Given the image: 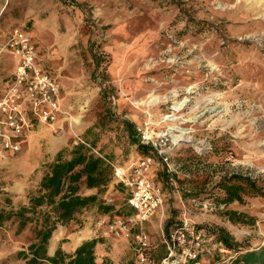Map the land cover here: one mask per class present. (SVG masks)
<instances>
[{
    "label": "rangeland",
    "instance_id": "rangeland-1",
    "mask_svg": "<svg viewBox=\"0 0 264 264\" xmlns=\"http://www.w3.org/2000/svg\"><path fill=\"white\" fill-rule=\"evenodd\" d=\"M176 1L23 0L36 24L28 35L46 56L41 67L60 83L65 114L55 124L36 123L18 153L0 156V210L16 213L27 205L47 164L59 152L67 155L79 139L122 167L138 162L143 156L130 144L124 120L158 150L150 155V176L164 194L163 208L143 226L150 243L145 262L139 260L140 227L128 237L107 234V224L98 221L108 218L94 207L79 216L81 223L59 228L51 255L58 248L73 255L96 239L99 264H162L169 220L206 229L211 239L200 264L232 256L211 237L218 226L252 249L264 245V198L225 205L183 196L211 192L233 175L264 184V0ZM185 13L210 22L213 31L179 34ZM7 43L0 45V87L16 64ZM95 55L105 58L96 80ZM191 153L199 158L189 159ZM165 156L175 170L170 187L159 180L169 170ZM117 183L106 202L121 210L129 192ZM227 209L249 215V221H228ZM17 227L16 217L0 226V264H26L19 253L34 235L17 234Z\"/></svg>",
    "mask_w": 264,
    "mask_h": 264
},
{
    "label": "trees",
    "instance_id": "trees-1",
    "mask_svg": "<svg viewBox=\"0 0 264 264\" xmlns=\"http://www.w3.org/2000/svg\"><path fill=\"white\" fill-rule=\"evenodd\" d=\"M170 3L177 5L175 3L178 2L170 0ZM182 17L181 15L180 18ZM182 21L184 24L179 34H186L189 31H194L196 34L213 31L210 22L196 20L190 14L185 13ZM95 56L94 80L97 77V69L102 67V62L105 60L103 56ZM11 77L5 82H9ZM4 88L6 89L7 86L0 87V94L5 90ZM105 94L103 93V97ZM107 99L109 102V98ZM123 126L127 130L130 144L136 148L140 156L158 155V150L154 144L143 140L135 124L124 120ZM97 153L95 148L86 142L77 143L67 149V155L64 152H59L56 158L47 164L39 189L30 198L27 205L22 206L16 213L0 210V226L16 217L18 222L16 233L26 234L27 231H30L34 235V241L29 244L26 250L19 253V257L26 264H99L97 257L99 242L96 239L82 243L76 248L73 255H67L61 248H58L54 255H51V242L59 228L69 227L73 223H81L79 216L92 207L96 208L102 217H107L110 221L126 218L135 213V210L128 203L121 210H118L114 204L106 202L107 192L116 180L113 167L109 163L111 160ZM188 158L198 159L199 156L191 153ZM172 176L175 175L165 168L159 180L163 182L164 186L170 187ZM183 196L192 199L213 198L216 202L232 205L237 202L243 203L247 196L264 198V184H260L248 176L233 175L222 179L211 192L184 193ZM223 216L232 223L249 221L247 220L249 215L234 209H227ZM250 219L253 220V218ZM180 225L181 222L169 220L165 227V236L170 237L171 233L178 230ZM196 229L205 228L196 227ZM212 231L211 237H214L215 243L222 250L232 253L230 264H264V245L252 249L250 245L237 240L233 233L224 226H218ZM210 239L207 233L203 250L206 241H210ZM149 247L150 244L145 250L147 259L149 258ZM165 247L167 248V245ZM241 247H243L242 250H240ZM166 259L171 261L174 257L170 258L167 251L164 260ZM202 259L199 255L196 261L189 263L195 264ZM221 261L219 260L215 264ZM101 264L109 263L103 261Z\"/></svg>",
    "mask_w": 264,
    "mask_h": 264
},
{
    "label": "built area",
    "instance_id": "built-area-1",
    "mask_svg": "<svg viewBox=\"0 0 264 264\" xmlns=\"http://www.w3.org/2000/svg\"><path fill=\"white\" fill-rule=\"evenodd\" d=\"M7 48L17 60V66L7 88L0 94L1 157L18 153L22 147L21 139L36 123L55 124L65 114L60 104V83L38 65L39 54L32 38L23 30L15 29ZM164 161L167 162L169 171L174 172L168 156L164 157ZM109 163L113 167L116 182L128 190V204L135 213L113 221L102 218L98 221V226L104 227L107 224V234L112 233L117 237H128L134 227H140L136 239L139 260L145 262V250L150 243L143 226L164 204L163 191L150 176L154 159L146 156L129 167ZM206 235L205 229H196L188 220L182 221L179 229L172 232L170 237L164 236L169 257L174 259H166L162 264H190L189 262L196 261L199 255L203 256ZM230 260L228 258L217 264H230ZM201 261L195 264H200Z\"/></svg>",
    "mask_w": 264,
    "mask_h": 264
},
{
    "label": "crops",
    "instance_id": "crops-1",
    "mask_svg": "<svg viewBox=\"0 0 264 264\" xmlns=\"http://www.w3.org/2000/svg\"><path fill=\"white\" fill-rule=\"evenodd\" d=\"M30 13L31 12L29 13L27 12V8L24 6L23 0H0V40H1L0 45H5L7 43V41L11 37L14 28H19L23 30L27 35L29 30L31 29H33L32 31H36V24L31 22L32 13L31 14ZM43 53L44 52L39 53V57H38V65L40 67L41 65H43V61L46 58V56L45 58H43ZM15 61L16 64L14 67V71L16 70V66H17V60ZM41 69L44 70L42 67ZM8 84L9 82H5L2 84L1 87H6L8 86ZM61 119L62 117L59 118V121Z\"/></svg>",
    "mask_w": 264,
    "mask_h": 264
},
{
    "label": "bare ground",
    "instance_id": "bare-ground-1",
    "mask_svg": "<svg viewBox=\"0 0 264 264\" xmlns=\"http://www.w3.org/2000/svg\"><path fill=\"white\" fill-rule=\"evenodd\" d=\"M152 102H154V101H152ZM152 102H150V103H152ZM156 102V101H155Z\"/></svg>",
    "mask_w": 264,
    "mask_h": 264
}]
</instances>
